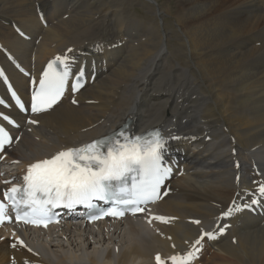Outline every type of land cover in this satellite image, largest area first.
I'll return each mask as SVG.
<instances>
[{"label": "bare ground", "instance_id": "obj_1", "mask_svg": "<svg viewBox=\"0 0 264 264\" xmlns=\"http://www.w3.org/2000/svg\"><path fill=\"white\" fill-rule=\"evenodd\" d=\"M57 55L76 59L71 72L86 69V87L36 123L22 119L3 161L17 171H0V191L31 164L127 123L128 136L162 130V156L197 183L171 182L140 218L14 229L24 249L1 242L8 229L0 230V264H155L157 256L172 264L190 252L189 264H264V197L254 183L264 185V0H0V71L23 94L30 80L6 57L38 83ZM202 232L215 238L194 246Z\"/></svg>", "mask_w": 264, "mask_h": 264}, {"label": "snow or ice", "instance_id": "obj_2", "mask_svg": "<svg viewBox=\"0 0 264 264\" xmlns=\"http://www.w3.org/2000/svg\"><path fill=\"white\" fill-rule=\"evenodd\" d=\"M66 60L67 57H57L56 61L49 63L38 88L32 93V112L41 113L51 109L63 96L71 76ZM58 66L64 67L57 70ZM3 76L4 73L0 71V77ZM83 76L84 71L81 69L76 77L77 82L72 85L74 91L83 86L80 82ZM12 96L16 98L14 92ZM4 104L5 101L0 99V105ZM18 107L24 110L22 103L18 102ZM0 118L10 124L14 123L3 113H0ZM11 143L9 133L0 126V151ZM165 143L159 132L132 139L120 132L80 147L62 150L51 158L31 164L23 177L24 187H11L4 192V199L13 210L20 213L19 218L24 223H33L36 226H40V222L48 218L51 209L61 205L69 208L76 204L90 205L93 198L112 200L117 206H124L123 210L113 208L106 213L108 216L123 218L127 211L135 215L144 211L140 205L155 202L159 198L158 189L169 172V169L161 166ZM133 173L138 175H131ZM128 181H131L130 186H127ZM258 192L264 197V185L258 188ZM257 203L259 201L255 199L251 202L253 205ZM244 207L251 205L246 204ZM240 210L239 207L229 209L224 215L228 216L233 211ZM8 211V207L0 203V222L7 216ZM154 219L168 222L163 217ZM193 223L200 224V221ZM43 226L47 227V224ZM205 236L209 239L215 238L211 232H202L194 246L200 245ZM193 256L194 253L191 252L184 257L173 256L172 264H189ZM156 260L157 264H163L159 256Z\"/></svg>", "mask_w": 264, "mask_h": 264}, {"label": "rangeland", "instance_id": "obj_3", "mask_svg": "<svg viewBox=\"0 0 264 264\" xmlns=\"http://www.w3.org/2000/svg\"><path fill=\"white\" fill-rule=\"evenodd\" d=\"M189 177V178H188ZM187 177V175L186 176H182V177H177L176 179H174V181H173V183L174 184H176V185H178V186H180V187H186V185L184 184L187 180L185 179V178H188V179H191V177L190 176H188ZM181 178V179H180ZM192 181V180H191ZM190 182V181H189ZM192 183H193V185H196L195 183H194V181H192ZM189 184V183H188ZM192 185V186H193Z\"/></svg>", "mask_w": 264, "mask_h": 264}]
</instances>
